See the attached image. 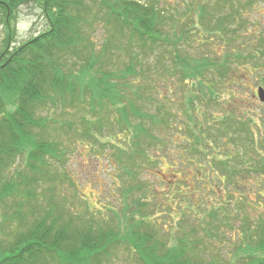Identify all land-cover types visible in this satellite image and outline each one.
<instances>
[{
    "label": "trees",
    "instance_id": "trees-1",
    "mask_svg": "<svg viewBox=\"0 0 264 264\" xmlns=\"http://www.w3.org/2000/svg\"><path fill=\"white\" fill-rule=\"evenodd\" d=\"M261 1L190 0L181 10L179 0H0L5 25L29 3L50 23L0 68V204L6 223L17 221L0 264H264V107L236 110L241 90L228 84L241 80L238 49L186 57L179 47L183 18L193 26L198 15L231 43L244 10L259 13ZM252 30L246 59L256 63L246 69L264 85V27ZM194 99L205 100L203 112ZM78 128L73 144L90 140L111 160L117 195L106 214L81 207L60 162V130ZM17 153L22 164L10 172ZM25 169L42 188L34 204L16 191Z\"/></svg>",
    "mask_w": 264,
    "mask_h": 264
},
{
    "label": "rangeland",
    "instance_id": "rangeland-1",
    "mask_svg": "<svg viewBox=\"0 0 264 264\" xmlns=\"http://www.w3.org/2000/svg\"><path fill=\"white\" fill-rule=\"evenodd\" d=\"M189 1L190 0H179L180 9H185ZM258 8L260 10V14L257 11L256 13H254L244 10V12L246 11L245 14L248 19L238 39H236L234 33L229 34L233 37L231 43H220L221 39L218 38L213 32H209L207 30L209 29V27H205L206 23L201 22L198 15L194 17L195 23L193 26L191 21L188 20L187 23L186 18H183L181 22V25L185 28V37L183 41L179 42V47L182 48L184 56L194 57V55L197 54L201 55L203 53H209L212 56L218 54L223 57V55L226 54L230 49H233L234 51L238 49V51H236V54L243 55L241 58H237L236 55L232 56V67L236 68L233 70L236 80H241H239L235 84H232L231 86L228 84V87L233 88L234 90H241L240 99L238 98V100L235 101V103L237 104L236 110L239 114L245 112L252 113L254 109L253 107H256L257 105H261L262 107H264V101H260L256 96L257 86L261 85L264 89V85H262L260 82H252V77L246 69V67L252 66V62L256 63V57L253 59V61H249L248 59H246V56L250 53V47H253V43H257L254 31L252 29L260 30L264 27V0L259 3ZM254 17L259 18L260 20L255 26L249 23L254 21ZM185 23L186 25H189V29H186ZM49 27L50 23L47 19V16L42 13L41 9L36 3L21 5L17 12L13 15V18L8 21V25H5V23L2 22V19H0V68L2 67V62H4V60L9 56V53L16 50L19 46H21L32 37L44 32ZM103 30L102 27H99V25H97L92 33V36L95 37L98 44L100 43L104 35ZM196 31H199L203 35H201L200 37ZM222 36H224L223 32ZM124 40L120 39L119 43L123 44ZM179 51L181 52L180 49ZM244 75L246 77H244ZM165 77L166 76H164V80ZM197 93L200 99L204 98L205 100H208V96L204 92L199 91ZM4 95L6 100H9V97L12 96V93H4ZM200 99H194V104L198 107L199 111L203 112V105H205V100L203 102V105H201ZM7 105H9V103H7ZM209 108L213 109L214 107L213 105H209ZM75 112L76 111H74L70 117L72 120L71 123L76 129L80 126L81 122L78 119L76 120L78 116L77 114H74ZM81 129L82 128H78L74 132L70 131V133H66L60 130L58 148L64 147V150H60L61 152H64V156L62 155V157H60L62 158L60 162L65 172L75 178V181L80 188V192L81 194H83V198H85L84 201L81 200L80 202L81 207H87V205H89L90 208H92L91 206L93 205L95 209H99V207H101L103 208L99 209L101 214H106L107 209L105 208V206H107L108 204H115L113 195L115 197L117 195V192L115 191L116 189L114 187V182H112L113 173L112 177L110 176V172L112 169L108 162H111V160L106 156V154H102V151L98 149L100 145L98 146L94 143L91 147L90 140H76V144L72 143L74 140L73 137H80ZM67 134L69 135L66 136ZM104 148L106 149V152H108V146L104 145ZM15 156L16 159L14 160L13 164L9 165L10 172L14 171L19 167V165L22 164V158L24 154L17 153ZM98 159L101 160L100 162H104L105 165L102 167L97 166ZM48 162L49 164L54 163V161L50 158ZM10 175L11 174H9L7 178H10ZM32 176L33 172L29 173V171L25 169L22 176L23 179L20 182L16 183V185H21V187H16V191L21 190L24 193H28L29 200L30 195L35 194L36 196V194L41 192L42 190V188H34V186L30 183V178ZM15 180L18 181V178L16 177ZM25 180H27V184L25 183ZM68 190L69 187L66 183L59 184V192L64 193L67 191V193H69ZM30 202L32 201L30 200ZM33 202L32 204H34ZM13 205L14 204H9V206ZM5 209L6 207L0 204V242L4 241L5 238L11 240L9 238L11 235H8V237L6 236L9 233L12 234V232L14 231V227L12 225H17V221L15 220V218L14 224L11 225L6 223L7 218L4 217ZM10 222L12 221L10 220ZM126 264H129V261L126 262Z\"/></svg>",
    "mask_w": 264,
    "mask_h": 264
},
{
    "label": "water",
    "instance_id": "water-1",
    "mask_svg": "<svg viewBox=\"0 0 264 264\" xmlns=\"http://www.w3.org/2000/svg\"><path fill=\"white\" fill-rule=\"evenodd\" d=\"M257 96L260 101H264V89L261 86L257 88Z\"/></svg>",
    "mask_w": 264,
    "mask_h": 264
}]
</instances>
